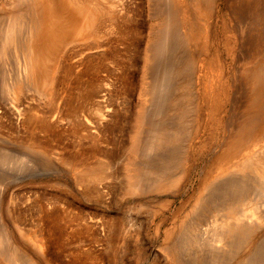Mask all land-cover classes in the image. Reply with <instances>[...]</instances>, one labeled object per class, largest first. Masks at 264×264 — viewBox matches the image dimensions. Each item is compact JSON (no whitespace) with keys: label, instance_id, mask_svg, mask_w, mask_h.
I'll return each mask as SVG.
<instances>
[{"label":"rangeland","instance_id":"obj_1","mask_svg":"<svg viewBox=\"0 0 264 264\" xmlns=\"http://www.w3.org/2000/svg\"><path fill=\"white\" fill-rule=\"evenodd\" d=\"M72 1L0 0V264H264V0ZM234 179L225 246L197 197Z\"/></svg>","mask_w":264,"mask_h":264},{"label":"bare ground","instance_id":"obj_2","mask_svg":"<svg viewBox=\"0 0 264 264\" xmlns=\"http://www.w3.org/2000/svg\"><path fill=\"white\" fill-rule=\"evenodd\" d=\"M198 1H199V0H198ZM72 2L75 4V0L72 1ZM76 2L79 4V0H78V1L76 0ZM92 2H93V1H92ZM192 2H193V1H192ZM196 2H197V1H196ZM77 3H76V4H77ZM80 3H81V2H80ZM198 3H199V2H198ZM97 4H98V3H97ZM212 4H213V2H212ZM208 5H209V4H208ZM197 6H198V4H197ZM200 6H201V5H200ZM76 7H78V6H76ZM79 7H80V6H79ZM191 7H192V6H191ZM209 7H210V5H209ZM94 8H95V7H94ZM97 9H98V8H97ZM101 9H102V8H101ZM259 9H260V8H259ZM191 10H192V9H191ZM80 12H81V11H80ZM80 12H79V13H80ZM173 12H174V11H173ZM102 13H103V12H102ZM102 13H101V14H102ZM157 13H158V12H157ZM198 13H199V12H198ZM263 13H264V12H263ZM91 15H92V14H91ZM201 15H202V14H201ZM260 15H261V14H260ZM36 17H37V16H36ZM99 17H100V16H99ZM255 17H256V16H255ZM31 18H32V17H31ZM258 18H259V17H257V19H258ZM257 19H256V20H257ZM260 19H264V17H262V18H260ZM259 22H261V24H262V21H259ZM263 22H264V21H263ZM200 24H201V23H200ZM238 24H239V23H238ZM259 24H260V23H259ZM263 24H264V23H263ZM257 25H258V23H257ZM195 26H196V25H195ZM197 26H198V25H197ZM260 27H261V26H260ZM36 28H37V27H36ZM257 28H258V27H257ZM260 29H261V28H260ZM260 29H259V30H260ZM33 30H34V29H33ZM253 30H254V29H253ZM25 31H26V30H25ZM185 31H186V30H185ZM235 31H236V30H235ZM250 31H251V30H250ZM257 31H258V30H257ZM257 31H256V32H257ZM27 32H28V31H27ZM33 32H35V30L31 32L32 35L34 34ZM161 32H162V31H161ZM252 32H254V31H252ZM254 33H255V32H254ZM196 34H197V33H196ZM252 34H253V33H252ZM258 35H259V34H258ZM252 36H253V35H252ZM27 37H28V36H27ZM243 37H244V36H243ZM31 38H32V36L30 37V39H31ZM249 38H250V37H249ZM249 38H248L247 40H249ZM242 39H243V38H242ZM252 39H253V38H251V40H252ZM240 40H241V39H240ZM243 40H244V39H243ZM243 40H242V41H243ZM251 40H250V41H251ZM258 40H259V39H258ZM253 41H254V40H253ZM256 41H257V39H256ZM256 41H255V42H256ZM261 41H262V40H261ZM185 42H186V41H185ZM257 42H258V41H257ZM26 43H27V42H26ZM188 43H190V40L188 41ZM194 43H195V42H194ZM207 43H208V42H207ZM258 43H259V42H258ZM182 44H183V43H182ZM198 44H199V43H198ZM252 44H253V42H252ZM261 44H262V43H261ZM31 45H32V44H30V45H28V46L30 47ZM253 45H255V44H253ZM204 46H205V44H204ZM242 46H243V45H240V47H242ZM29 47H28V49H29ZM163 47H164V46H163ZM199 47H200V46H199ZM207 47H208V46H207ZM236 47H237V46H236ZM245 47H246V46H245ZM185 48H186V46H185ZM247 48H248V47H247ZM31 49H32V47H31ZM166 49H167V48H166ZM243 49H244V46H243ZM248 49H249V48H248ZM250 49H252V48L250 47ZM35 50H36V49H35ZM182 50H183V49H182ZM184 50H186V49H184ZM195 50H196V49H195ZM199 50H200V49H199ZM193 51H194V49H193ZM28 52H31V50L28 51ZM162 52H163V51H162ZM190 52H191V51H190ZM196 52H197V51H196ZM239 52H240V51H239ZM32 53H33V52H32ZM32 53H31V54H32ZM36 53H37V52H36ZM204 53H205V52H204ZM245 53H246V52H245ZM184 54H185V53H184ZM186 54H187V53H186ZM190 54H191V53H190ZM238 54H239V53H238ZM240 54L242 55V53H240ZM240 54L238 55V57L240 56V58H241V55H240ZM251 54H252V53H251ZM263 54H264V53H263ZM26 55H27V54H26ZM33 55H34V54H33ZM247 55H249V53H247ZM257 55H259V54H257ZM244 56H245V55H244ZM259 56H260V55H259ZM261 56H262V55H261ZM31 57H32V55H31ZM162 57H163V56H161V58H162ZM248 57H249V56H248ZM37 58H38V57H37ZM159 58H160V57H159ZM159 58H158V59H159ZM189 58H190V57H189ZM251 58H252V57H251ZM253 58H254V57H253ZM253 58H252L251 60H253ZM257 58H258V57H257ZM27 59H28V57H27ZM27 59H26V60H27ZM163 59H164V58H163ZM244 59H247V57H245ZM254 59H255V58H254ZM262 59H264V57H263ZM262 59H261V60H262ZM29 60H30V57H29ZM249 60H250V58H249ZM256 60H257V59H256ZM180 61H182V60H180ZM180 61L178 62V64L181 63ZM192 62H194V61H192ZM256 64H258V63H256ZM256 64H255V65H256ZM24 65H25V63H24ZM36 65H37V64H36ZM180 65H181V64H180ZM239 65H242V64H239ZM255 65H254V66H255ZM176 66H178V65H176ZM204 66H205V63L203 64V67H204ZM237 66H238V65H237ZM245 66H246V65H245ZM185 67H186V66H185ZM201 67H202V66H201ZM238 67H239V66H238ZM246 67H248V66H246ZM24 68H25V67H24ZM187 68H188V67H187ZM236 68H237V67H236ZM239 68H240V67H239ZM243 69L246 70V68H243ZM247 69H248V68H247ZM190 70H191V69H190ZM245 70H244V71H245ZM247 71H248V70H247ZM254 71H255L254 73L252 72V73H253V74H252V77L254 76V78H253V79H250V83H251V84H253V81H254L255 83H256L257 81H259L260 78L262 77L261 74H262V75L264 74V70H263V73H262V71H260L261 73H258L257 70H254ZM248 72H250V71H248ZM248 72H245V74L248 75ZM256 72H257L260 76H258V74H257ZM255 73H256L257 75H256ZM238 74H239V73H238ZM240 74H243V73H240ZM250 74H251V72L249 73V75H250ZM254 74H255V75H254ZM247 75H245V76H246V79H247ZM263 76H264V75H263ZM243 77H244V76H243ZM248 78H250V77H248ZM262 78L264 79V77H262ZM262 78H261V80H260L261 83H263ZM193 79H194V78H193ZM244 79H245V78H244ZM180 81H181V80H180ZM244 81H245V80H244ZM247 81L249 82V80H247ZM251 81H252V82H251ZM176 82H177V81H176ZM178 82H179V81H178ZM206 83H207V82H206ZM243 83H244V82H243ZM243 83H241V84H243ZM250 83H249V84H250ZM255 83H254V84H255ZM261 83H259V84H261ZM175 84H176V83H175ZM247 84H248V83H247ZM247 84H246V85H247ZM257 84H258V82H257ZM257 84L254 85V86H257ZM243 85H245V84H243ZM243 85H242V86H243ZM187 86H189V85H187ZM238 86H239V85H238ZM261 86H263V85H261ZM261 86H260V87H261ZM244 87H246V88L248 89V87H251V85L248 86V87H247V86H244ZM244 87H243V89H244ZM246 88H245V89H246ZM252 88H255V87L252 86L251 89H252ZM240 89H241V88H240ZM243 89H242V90H243ZM247 89H246V90H247ZM177 90H179V89H177ZM246 90H245V91H246ZM248 90H249L248 93H252V92H250V91H254V90H250V89H248ZM257 90H258V89H257ZM245 91H244L245 94H243V95H245L244 97H246V95H247V94H246L247 91H246V92H245ZM262 91H263V89H262ZM262 91H261V92H262ZM187 92H188V91H187ZM240 92H241V91H240ZM242 92H243V91H242ZM242 92H241V93H242ZM241 93H238V94H239L238 96H240ZM253 94H254V93H253ZM255 94H257V93L255 92ZM259 94H260V93H259ZM263 94H264V91H263ZM263 94H262V95H263ZM175 95H176V94H175ZM183 95H185V94H183ZM241 95H242V94H241ZM243 95H242V97H243ZM248 95H251V94H248ZM248 95H247V96H248ZM260 95H261V94H260ZM262 95H261V96H262ZM171 96H172V95H171ZM238 96H235V97L237 98ZM244 97H243V98H244ZM256 97H258V96L255 95V98H256ZM259 97H260V96H259ZM263 97H264V95H263ZM238 98H239V97H238ZM248 98H249V96H248ZM248 98H245V100H246V99L249 100ZM250 98H251V97H250ZM239 99H241V97H240ZM260 99H261V98H260ZM250 100H252V98H251ZM256 100H258V98L255 99L254 102H255ZM252 101H253V100H252ZM262 101H263V100H262ZM237 102H238V101H237ZM237 102H236V103H237ZM254 102H253V103L251 102V104H254ZM236 103H235L234 105H237ZM238 103H240V102H238ZM245 103H247V101H246ZM248 103H249V101H248ZM248 103H247V104H248ZM257 103H258V102H257ZM247 104H246V105H247ZM251 104H250V105H251ZM238 105H239V104H238ZM242 105H243V104H242ZM248 105H249V104H248ZM263 105H264V104H263V102H262V105L260 104L258 107H261V108H262ZM177 106H178V105H177ZM240 106H241V105H240ZM243 107H245V106L243 105ZM243 107H242V108H243ZM247 107H248V106H247ZM178 108H179V106H178ZM239 108H240V107H239ZM239 108H238V109H239ZM248 108L250 109V107H248ZM251 108H252V107H251ZM263 108H264V107H263ZM184 110H186V109H184ZM236 110H237V109H236ZM242 111H243V109H241V111H240V113H242L241 115H243V112H242ZM247 111H248V110H247ZM247 111H246V113H247ZM251 111H252V109H251ZM256 111L259 112V110H256ZM256 111H255V112H256ZM263 111H264V110H263ZM263 111H262V112H263ZM234 112H235V111H234ZM255 112H253V114H255ZM262 112H259V113L261 114ZM183 113H184V112H183ZM237 113H238V111L236 112V115L239 114V113H238V114H237ZM259 113H258V114H259ZM256 114H257V113H256ZM178 115H179V114H178ZM183 115H184V114H183ZM236 115H235V118H234L235 120H236V119H239V118H236V117H237ZM162 116H163V114H162ZM180 116H181V115H180ZM244 116H245V115H244ZM244 116H243V117H244ZM246 116H247V115H246ZM250 116H251V115H250ZM253 116H255V115H253ZM253 116H251V117H253ZM238 117H239V115H238ZM247 117H249V115H248ZM247 117H246V118H247ZM256 117L258 118L259 121L261 120V119H259L260 117H258L257 115H256ZM261 117H262V116H261ZM241 118H242V117H241ZM263 118H264V117H263ZM243 119H244V118H243ZM249 119H250V117H249ZM163 120H164V119H163ZM240 120H241V119H240ZM252 120H255V118H254V119L251 118V122H252ZM247 121H248V120H247ZM247 121H246V122H247ZM249 121H250V120H249ZM169 122H170V121H169ZM235 122H236V121H235ZM244 122H245V121H244ZM246 122H245V123H246ZM253 122H254V121H253ZM233 123H234V121H233ZM241 123H242V121H241ZM231 124H232V123H231ZM236 124H237V122H236ZM243 124H244V123H243ZM243 124H242V126H243ZM183 125H184V124H183ZM232 125L234 126L235 123L232 124ZM244 125H246V124H244ZM253 125H254V124H253ZM233 126H232L231 128H233ZM237 126L239 127L240 125L237 124ZM237 126H236V127H237ZM236 127H234V129H236ZM188 128H189V127H188ZM161 129H162V127L160 128V130H161ZM238 129H239V128H238ZM242 129H243V128H242ZM242 129H241V130H242ZM246 129H247V128H246ZM249 129H250V128H249ZM157 130H158V129H157ZM164 130H165V129H164ZM189 130H190V129H189ZM230 130L233 131L232 129H230ZM230 130H229V131H230ZM186 131H187V129L185 130V132H184V131H183V132L186 133ZM238 131L240 132V129H239ZM242 132H243V131H242ZM181 133H182V132H181ZM233 133H234V134H235V133L237 134L238 132L235 131V132H233ZM240 135H241V134H240ZM232 136H233V134H232ZM235 136H236V135H235ZM242 136H243V135H242ZM242 136H241V138H242ZM228 137H229V136H228ZM157 138H158V137H157ZM229 138H230V137H229ZM231 138H234V136L231 137ZM238 138H239V136L236 138V141H237L238 143H240V142H239L240 139H238ZM137 139H138V138H137ZM237 139H238V140H237ZM159 140H160V139H159ZM168 140H169V139H168ZM226 140H227V139H226ZM231 140H232V139H231ZM227 141L230 143V140H227ZM236 141H235V142H236ZM183 142H184V141H183ZM225 142H226V141H225ZM233 142H234V141H232V143H233ZM235 142H234V144H235ZM237 142H236V144H237ZM232 143H230V146H231V145H234V144H232ZM243 143H244V142H243ZM222 144H223V143H222ZM236 144H235V145H236ZM227 145H228V144H227ZM238 145H240V144H237V146H238ZM241 145L243 146V144H241ZM241 145H240V147H241ZM230 146H229L228 148H230ZM222 147H223V146H222ZM226 147H227V146H226ZM224 148H225V147H224ZM228 148H227V149H228ZM238 148H239V147H238ZM238 148H237V150H239ZM222 149H223V148H222ZM222 149H221V150H222ZM143 150H144V149H143ZM221 150H220V151H221ZM230 151H231V150H230ZM235 151H236V150H235ZM179 152H180V151H179ZM233 152H234V151H233ZM163 153H164V152H163ZM224 153H225V152H224ZM234 153L236 154L237 152H234ZM256 153H257V152H256ZM173 154H174V153H173ZM177 154H180V153H177ZM227 154H228V153H227ZM231 154L233 155V153H230V155H228V156H226L225 154H223V156L225 155V157H229V156H231ZM169 155H170V154H169ZM174 155H175V154H174ZM174 155L172 156L173 158L176 157V155H175V156H174ZM180 155H181V154H180ZM257 155H259V153H257ZM260 155H262V153H261ZM159 156H160V155H159ZM162 156H164V155H162ZM167 156H168V155H167ZM167 156H165V157H167ZM170 156H171V155H170ZM170 156H169V157H170ZM223 156H222V157H223ZM262 156H263V155H262ZM262 156H261V157H262ZM180 157H181V156H180ZM180 157H178L179 160L181 159ZM250 157H251V156H250ZM258 157H259V156H258ZM144 158H145V157H144ZM152 158H153V157H152ZM152 158H151V159L148 158V160H149V159L152 160ZM159 158H160V157H159ZM167 158H168V157H167ZM170 158H171V157H170ZM173 158H171V159H173ZM178 158H175V162H176V163H177V162H180L179 160L176 161V159H178ZM215 158H216V157H215ZM162 159H163V158H162ZM171 159L169 160V163H170V161H172ZM229 159H230V158H229ZM251 159H252V157H251ZM258 159H259V158H258ZM258 159H257V157L255 158V160H258ZM263 159H264V158H263ZM144 160H145V159H144ZM153 160H154V159H153ZM155 160H158V161H159V159H155ZM165 160H166V159H165ZM231 160H232V159H231ZM222 161H223V160H222ZM228 161H229V160H228ZM260 161H261V158H260ZM149 162H150V161H149ZM172 162H173V161H172ZM251 162H252V161H251ZM254 162H255V161H254ZM258 162H259V161H258ZM151 163H152V162H151ZM169 163H168V165H169ZM173 163H174V162H173ZM218 163H219V162H218ZM221 163H222V162H221ZM262 163H263V160H262ZM177 164H178V163H177ZM239 164H240V163H239ZM239 164H238V165H239ZM250 164L252 165V163H250ZM263 164H264V163H263ZM87 165H88V164H87ZM168 165H167V167H168ZM174 165L176 166V164H174ZM181 165H182V164H181ZM226 165H227V164H226ZM177 166H178V165H177ZM177 166H176V168H177ZM230 166H231V165H230ZM240 166H241V165H240ZM245 166H246V165H245ZM245 166H244V167H245ZM155 167H156V166H155ZM167 167L164 168V169H166V171H168V169H171V168H169V167L167 168ZM172 167H173V166H172ZM234 167H235V166H234ZM238 167H239V166H238ZM91 168H92V167H91ZM135 168H136V167H135ZM144 168H145V167H144ZM174 168H175V167H174ZM174 168H172V169H174ZM176 168H175V169H176ZM146 169H147V171L151 170V169L148 170V168H146ZM212 169H213V167H212ZM224 169H225V168H224ZM238 169H239L238 171H240L242 168H238ZM86 170H87V169H86ZM86 170L82 171L81 173L86 172ZM90 170H93V168H92V169H89V171H90ZM242 170H243V169H242ZM89 171L87 170V172H89ZM135 171H136V170H135ZM138 171H140V170H138ZM147 171H146V172H147ZM157 171H158V170H157ZM164 171H165V170H164ZM210 171H212V170H210ZM87 172H86V173H87ZM92 172H94V171H92ZM162 172H163V171H162ZM169 172H170V170H169ZM172 172H173V171H172ZM260 172H261V171H260ZM86 173H85V174H84V173L81 174V175H82L81 177H83V175H88V174H86ZM99 173H100V172H99ZM152 173H153V172H152ZM207 173H209V170H208ZM222 173H223V172H222ZM92 174H93V173H92ZM130 174H131V173H130ZM165 174H166V172H165ZM165 174H164V175H165ZM168 174H169V173H168ZM168 174H166V176H168ZM170 174H171L170 176L173 177L174 174L176 175V172H175V173L173 172V174H172V173H170ZM179 174H180V173H179ZM235 174H236V173H235ZM262 174L264 175V172H263ZM147 175H148V172H147ZM147 175H146V176H147ZM172 175H173V176H172ZM209 175H210V174H209ZM90 176H92V175H91V171H90ZM94 176H96L95 173H94ZM98 176H99V174H98ZM143 176H145V175H143ZM143 176H142V177H143ZM155 176H156V175H154V177H155ZM158 176H159V175H158ZM158 176H157V177H158ZM160 176L162 177V176H163V173H161ZM160 176H159L158 178H160ZM203 176H204V175H203ZM203 176H202L201 178H204ZM207 176H208V174H207ZM207 176H206V177H207ZM230 176L233 177L232 174H230L229 177H230ZM96 177H97V176H96ZM96 177H95V178H96ZM136 177H137V176H136ZM214 177H216V176H214ZM214 177H213V178H214ZM78 178H80V175H79ZM83 178L85 179V176H84ZM83 178H82V179H83ZM86 178H87V177H86ZM90 178H92V177H90ZM155 178H156V177H155ZM155 178H154V180H155ZM158 178H156V179H158ZM162 178H164V177H162ZM213 178H212V179H213ZM237 178H238V177H237ZM251 178H252V177H251ZM166 179H167V177L165 178V180H166ZM170 179H171V178H170ZM170 179H167L166 182H169L168 180H170ZM174 179H177V178L175 177ZM205 179H206V178H205ZM216 179H217V178H216ZM88 180H89V179H88ZM135 180H138V179L135 178ZM144 180H145V179H144ZM147 180H148V179H147ZM161 180H162V179H161ZM161 180H160V181L157 180V182L159 181L160 183H159V182H158V183L161 184ZM206 180H207V179H206ZM236 180H238V179H234L232 183H223V184L220 183V185H217V187H218V186H220V187H219V191H218L217 194H216V197L214 196V198L212 199V197H213L212 195L214 194V193H212V191H211L212 195H210V196L207 195V196H209V197L211 198V199L209 198L210 200L207 199L208 197H206V194H205L206 186L210 187V186H209V181H208V184H205V183H204L206 186L203 185V187L205 188V190H204V188H203V190H204L203 195H204L205 197H204V196H200V194H202V192H200V194H199V196H200V197H203L202 199H204V200H202V199L200 200L199 197H197V198L199 199V201L197 200V198H196V200H195V201H198V204H200V205L202 206L203 210H205V211L208 212V213H207V212H205V213H207V214L210 215L211 222H213L212 224H217V225H218V224H221V223H222V225H218V226H220V228H219V229H216V237L218 236V237H217L218 239L215 237V238H216L215 240L220 241L221 244H224L225 246L229 243V241L231 242V239L233 240L232 242H234V243H235V242H238V241H239V240H238V238H239L238 236L240 235V233H241V235H242V233L245 234V236L242 235V236H243L242 238L245 239V237H246L247 241H249V243H250V240L252 239V234H253V232H254V229L257 228L256 226H254V224H253V221H254V220H252V219H253L254 216H255L256 218H258V214L256 213V215H257V216H256V215L254 214V212H251V211L249 210V209H250V208H249L250 206H249V207H246V206H245L246 208H244V212H242V213H238V212H240L239 209H240L242 206H240V208H237V205H240V203H243L244 199L247 197V194H249V193L251 194V192L247 191L248 188H247V187H246L247 189L245 188L246 185L244 186L243 184L238 183V182L241 181L240 179H239L240 181L238 180V182H237ZM149 181H150V180H149ZM163 181H164V180H163ZM213 181H215V180H213ZM213 181H212V182H213ZM243 181H244V180H243ZM245 181H247V180H245ZM245 181H244V182H245ZM249 181H250V180H249ZM133 182L135 183V181H133ZM136 182H137V181H136ZM144 182H145V181H144ZM147 182H148V181H147ZM155 182H156V181H154V184L156 185ZM166 182H165V183H166ZM176 182H177V180H176ZM176 182H174V183H176ZM199 182H200V181H199ZM205 182H206V181H205ZM224 182H225V181H224ZM244 182H243V183H244ZM130 183H131V181H130ZM158 183H157V184H158ZM162 183H163V182H162ZM169 183H170V182H169ZM171 183H172V185H174V184H173V180L171 181ZM171 183H170V184H171ZM202 183H203V180H202ZM202 183H201V184H202ZM213 183H214V182H213ZM245 183H246V182H245ZM146 184H147V183H146ZM148 184L150 185V182H148ZM210 184H211V181H210ZM151 185H152V183H151ZM168 185H169V184H168ZM247 185H248V183H247ZM153 186H154V185H153ZM158 186H159V185H158ZM160 186H161V185H160ZM163 186H165V187L167 188V190L170 189V188L167 187L165 184H163ZM163 186H162V187H163ZM151 187H152V186H149V188H147L148 191L150 190ZM154 187H155V188L152 187V188H153L152 191H154V190L156 189L157 185L154 186ZM170 187H171V186H170ZM198 187H199V186H198ZM126 188H127V187H126ZM157 188H158V187H157ZM159 188H161V187H159ZM211 188H212V187H211ZM251 189H252V188H251ZM127 190H128V188H127ZM163 190H166V189L163 188ZM249 190H250V189H249ZM156 191H158V189H156ZM160 191H161V189H160ZM200 191H201V190H200ZM154 192H155V191H154ZM161 192L163 193V191H161ZM161 192H159V193H161ZM209 192H210V191H209ZM209 192H208V194H210ZM213 192H214V191H213ZM164 193H165V192H164ZM156 194H157V193H156ZM196 194H198V193H196ZM196 194H195V195H196ZM252 194H253V193H252ZM211 196H212V197H211ZM189 197H190V196H189ZM206 199H207V200H206ZM249 199H250V198H249ZM185 201H187V200H185ZM195 201H194V202H195ZM203 201H204V202H203ZM194 202H193V203H194ZM182 203H183V202H182ZM190 203H191V202H190ZM193 203H192V205L195 204V203H194V204H193ZM205 203H206V204H205ZM248 204H249V203H248ZM180 205H181V204H180ZM192 205H191V206H192ZM195 205H197V204H195ZM195 205H194V207H195ZM200 205L196 206V207H197L196 209H195L193 206H192V208L195 209V210H198V211H199V210H202V209H200V207H199ZM179 207H180V206H179ZM181 207H182V206H181ZM198 207H199V208H198ZM188 208H189V206H188ZM245 209H246V210H249V211L246 212ZM190 210H191V209H190ZM190 210H189V211H190ZM203 210L200 211L201 215H202ZM251 210H252V208H251ZM254 210H255V209H254ZM257 210H258V209H257ZM252 211H253V210H252ZM175 212H176V210H175ZM185 213H186V212H185ZM190 213H191V212H190ZM197 213H199V212H197ZM203 214H204V212H203ZM174 215H175V214H174ZM186 215H187V214H186ZM193 215H194V214H193ZM193 215H191V216H193ZM197 215H198V214H197ZM199 215H200V214H199ZM204 215H205V214H204ZM261 215H262V214H261ZM151 216H152V215H151ZM187 216H188V215H187ZM189 216H190V215H189ZM189 216H188V217H189ZM191 216H190V217H191ZM194 216H195V215H194ZM152 217H153V216H152ZM152 217H151V218H152ZM198 217H199V216H198ZM255 217H254V218H255ZM186 219H187V217H186ZM189 219H190V218H189ZM192 219H193V218H192ZM199 219H200V221H202V220H201V217H199ZM180 221H181V220H180ZM193 221H194V220H193ZM158 222H159V221H158ZM182 222H183V221H182ZM184 222H185V221H184ZM190 222H191V221H190ZM207 222H208V221H207ZM220 222H221V223H220ZM187 223H188V222H187ZM208 223H210V222H208ZM255 223H256V222H255ZM158 224H159V223H158ZM197 224H200L199 221H198ZM197 224H196V225H197ZM206 224H207V223H206ZM212 224H208V225H212ZM202 225H203V224H202ZM208 225H207V227L209 228L210 226H208ZM255 225H256V224H255ZM191 226H192V223H191ZM205 226H206V225H205ZM205 226L201 227L200 229H201V230H202V229L204 230V228H205V229L207 230V228H206ZM195 227H196V226H195ZM197 227H198V226H197ZM190 228L192 229L193 227H190ZM198 228H199V227H198ZM215 228H216V226H215ZM188 229H189V228H188ZM223 229H224V230H223ZM257 229H258V228H257ZM194 230H195V229H194ZM197 230H198V229H197ZM206 230H205V231H206ZM211 230H213V229L211 228ZM166 231H167V230H166ZM199 231H200V230H198V232H199ZM205 231H204V232H205ZM214 231H215V230H214ZM214 231H213V232H214ZM165 233H166V232H165ZM195 233H196V232H195ZM200 233H202V234H203V237L206 238V237L204 236V233H203L202 231H201ZM205 233H207V232H205ZM113 234H114V233H113ZM168 234H169V232H168ZM196 234H197V233H196ZM166 236H167V235H166ZM168 236H169V235H168ZM197 236H198V235H197ZM213 236H214V235H213ZM255 236H256V235H255ZM194 237H195V236H194ZM201 237H202V236H201ZM201 237H200V238H201ZM207 237H208V236H207ZM209 237H210V236H209ZM167 238H168V237H167ZM198 238H199V237H198ZM204 238H203V239H204ZM212 238H213V237H212ZM174 239H175V238H174ZM201 239H202V238H201ZM203 239H202V240H203ZM206 239H207V238H206ZM240 239H241V238H240ZM246 239H245V240H246ZM198 240H199V239H198ZM208 240H209V239H208ZM208 240H207V241H208ZM210 241H211V240H210ZM212 241H213V240H212ZM241 241H242V240H241ZM205 242H206V241H205ZM214 242H215V241H214ZM220 242H216V243L219 244ZM262 242H263V241H262ZM173 243H174V241H173ZM234 243H232V244H234ZM244 243H246V242H244ZM244 243H243V244H244ZM263 243H264V242H263ZM174 244H175V243H174ZM237 244H238V243H237ZM205 245H206V244H205ZM209 245H210V247H212L210 243H209ZM224 245H223V246H224ZM239 245H240V243H239ZM249 245H250V244H249ZM256 245H258V244H256ZM218 246H219V245H218ZM220 246H221V245H220ZM220 246H219V247H220ZM230 246H231V245H230ZM230 246H229V247H230ZM233 246H234V245H233ZM259 246H260V245H259ZM208 247H209V246H208ZM219 247H217V249H218ZM246 247H247V245H246ZM246 247H245V248H246ZM257 247H258V246H257ZM213 248H215V247H213ZM239 248H240V247H239ZM245 248H243V249H245ZM195 249H197V248H195ZM243 249H242V250H243ZM249 249H250V248H249ZM251 249H252V248H251ZM253 249H254V248H253ZM259 249H260V248H259ZM199 250H200V249H199ZM207 250H208V249H207ZM213 250H214V249H213ZM255 250H256V249H255ZM255 250H254V251H255ZM260 250H261V249H260ZM197 251H198V250H197ZM205 251H206V249H205ZM205 251H204V252H205ZM217 251H218V250H217ZM251 251H252V250H251ZM238 252H239V251H238ZM249 252H250V251H249ZM256 252H257V251H256ZM214 253H215V252H214ZM226 253H227V252H226ZM247 253H248V252H247ZM252 253H253V252H252ZM197 254H198V253H197ZM237 254H240V253H237ZM237 254H236V255H237ZM245 254H246V252H245ZM248 255H249V253H248ZM251 255H252V254H251ZM200 256H201V255H200ZM206 256H207V255H206ZM227 256H228V255H227ZM244 256H245V255H244ZM244 256H243V257H244ZM202 257H203V255H202ZM202 257H201V258H202ZM234 257H235V256H234ZM223 259H225V258H223ZM237 259H238V258H237ZM237 259H236V260H237ZM242 259H243V258H242ZM253 259H254V258H253ZM244 260H245V258H244ZM255 260H256V259H255ZM263 260H264V259H263ZM204 262H205V261H204ZM207 262H208V261H207ZM220 262H221V261H220ZM257 262H258V261H257ZM231 263H232V262H231ZM248 263H249V262H248ZM217 264H218V263H217ZM223 264H224V263H223ZM229 264H230V263H229ZM239 264H240V263H239Z\"/></svg>","mask_w":264,"mask_h":264}]
</instances>
